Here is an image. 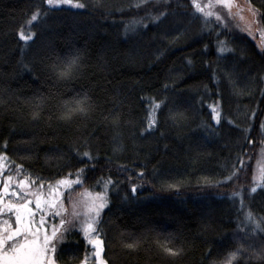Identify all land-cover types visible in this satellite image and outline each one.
<instances>
[{
  "label": "trees",
  "instance_id": "trees-1",
  "mask_svg": "<svg viewBox=\"0 0 264 264\" xmlns=\"http://www.w3.org/2000/svg\"><path fill=\"white\" fill-rule=\"evenodd\" d=\"M246 1L264 31V0ZM79 3L0 0V187L25 181L69 214L105 191L107 264H264V47L227 2L196 0L210 16L193 0ZM84 96L87 111L66 115ZM79 228L73 219L56 243V264H96Z\"/></svg>",
  "mask_w": 264,
  "mask_h": 264
},
{
  "label": "snow or ice",
  "instance_id": "snow-or-ice-1",
  "mask_svg": "<svg viewBox=\"0 0 264 264\" xmlns=\"http://www.w3.org/2000/svg\"><path fill=\"white\" fill-rule=\"evenodd\" d=\"M49 6L59 7L60 5H68L74 8H83L84 5L79 3V0H46ZM193 5L197 12L210 16L213 15L211 12H205V9L200 7L196 3V0H193ZM227 7V3H225ZM38 15L33 14L30 18L29 23L32 21H37ZM154 19H158L155 17ZM217 19L219 17L217 16ZM133 24L138 23L133 21ZM127 30V25H126ZM20 38L28 42L32 39L34 34L25 35L22 31L19 33ZM223 45V42H221ZM221 53L226 51L225 47L221 46L219 49ZM79 57H71L66 64H62L58 75L63 77L69 74L78 65ZM52 68L54 71L57 70L58 66L53 64ZM75 106L70 108L66 115H70L72 112H86L87 111V97H81L76 100ZM159 108V104H154L153 109ZM213 119L217 122L219 121L220 113L213 109ZM175 118V116H173ZM156 121L150 114L148 119V128L154 127ZM84 157H89V153H83ZM90 158V157H89ZM6 157L0 154V171L3 170V161ZM243 163V161H241ZM82 170H77V176L80 175ZM12 180L11 177L3 183V186L0 187V214L5 212H10L14 215L15 227H13L7 220L0 222V264H56L55 253L56 243L62 240L64 232L68 230V226L72 225L73 219H76L80 224L79 231L86 240V244L90 245L93 249L92 255L95 257L96 264H107V262L102 257L103 252V241L99 238L100 229L98 225L100 223V213L107 206V196L106 193H98L95 197H92V203L87 208L84 213V219L79 220L80 213L76 209V205H72V211L69 214L68 209L63 207L62 202L57 203L56 200L59 197H56V200H44L42 201L39 196H36L35 199V210L32 207H29L32 204L31 200L26 199L25 197L29 195H35V193L24 192L23 195H20L16 191L8 192L9 182ZM260 181H264V165L260 166ZM72 183H82L79 180L77 181H66L59 180L57 184H72ZM106 183H111L108 181ZM264 187V184L261 185ZM22 191L27 188L25 181H20L17 185ZM132 191L135 192V186L132 187ZM256 187H252L250 192L254 193ZM5 195H10L12 197H17L20 200H23V203H11L5 201ZM234 195H239L234 194ZM99 201V202H97ZM44 205L42 208L41 205ZM47 210H51L54 217H59L58 223H53L49 227H46L47 221L45 220V215H47ZM41 213L39 220L35 219L36 212ZM69 216L68 219H65V216ZM247 220L252 221L256 227H259V222L256 221L251 212L246 213ZM135 245H126V247H134ZM165 251L170 255H176L172 249H165ZM236 252L229 253V259L234 258ZM87 259V257H85ZM83 264V262H82Z\"/></svg>",
  "mask_w": 264,
  "mask_h": 264
},
{
  "label": "rangeland",
  "instance_id": "rangeland-1",
  "mask_svg": "<svg viewBox=\"0 0 264 264\" xmlns=\"http://www.w3.org/2000/svg\"><path fill=\"white\" fill-rule=\"evenodd\" d=\"M217 3L225 4L226 2L230 6V10L235 13L236 19H238L239 23L243 26V28L249 33V35L256 41V43L259 46L264 47V31L259 32V27L256 22L255 14L250 7V5L247 3L246 0H215ZM222 4V5H223ZM16 192H18L20 195L24 194V190L16 189ZM98 193H106L105 191L102 192H86L80 201L78 202L76 206V211L82 215V220L84 219V213L86 212L87 208L92 203V197H95ZM53 192L49 193L45 198L43 197V193H37L35 195V198H26L28 200H31L32 203L35 202L36 196L42 197V201L44 200H52L54 198ZM9 201L11 203H23V200L18 199L17 197H12L9 195L8 197ZM99 202V201H97ZM3 220H7L13 227H15L14 223V215L10 212H5L3 214H0V222ZM81 220V221H82ZM93 249L90 250V255H92ZM93 259V258H92ZM95 261V259H93Z\"/></svg>",
  "mask_w": 264,
  "mask_h": 264
}]
</instances>
